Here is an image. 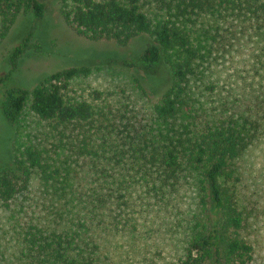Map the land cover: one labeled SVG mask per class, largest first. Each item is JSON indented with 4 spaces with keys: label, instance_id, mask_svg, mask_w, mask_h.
<instances>
[{
    "label": "trees",
    "instance_id": "obj_1",
    "mask_svg": "<svg viewBox=\"0 0 264 264\" xmlns=\"http://www.w3.org/2000/svg\"><path fill=\"white\" fill-rule=\"evenodd\" d=\"M59 1L89 41L149 37L123 61L142 101L155 94L147 81L162 85L157 67L170 81L145 111L72 96L91 67L8 87L27 42L15 49L0 76L3 114L20 126L31 113L48 144L35 137L0 173V204L15 206L13 250L0 264H131L166 221L183 241L174 264H256L239 185L243 157L264 139V0ZM27 13L44 19L47 5L0 0V43Z\"/></svg>",
    "mask_w": 264,
    "mask_h": 264
},
{
    "label": "rangeland",
    "instance_id": "obj_2",
    "mask_svg": "<svg viewBox=\"0 0 264 264\" xmlns=\"http://www.w3.org/2000/svg\"><path fill=\"white\" fill-rule=\"evenodd\" d=\"M47 5L44 19H36L33 14H21L9 35L0 43V76L13 70L12 54L19 46L28 47L17 63L8 87L32 89L45 77L73 67H91L90 78L75 82L71 86L72 96H84L96 105L115 108L130 105L136 111L146 110L156 102L167 88L169 73L164 66L157 67L156 77L161 79L158 87L154 80L147 81L149 90L155 89L152 98L142 101L132 80V72L124 66V59L136 57L148 46L149 37L138 39L123 47L114 41L92 42L76 34L65 23L60 12L59 0H43ZM1 23V21H0ZM29 39V40H27ZM27 40V41H26ZM154 81V82H153ZM155 83V84H154ZM0 88L2 91L7 86ZM156 85V86H155ZM2 91L0 93V173L12 168L15 156L21 147L35 140L48 144L43 135L45 123L27 112L19 126L9 123L2 111ZM94 91L102 92V99L95 101ZM242 182L239 185L241 202L250 215L246 229L256 256V264H264V139L257 142L243 157L241 163ZM38 185V182H34ZM34 192V190L32 191ZM190 200L186 196V201ZM15 206L6 209L0 204V263L13 250L15 242L13 226ZM171 221L163 222L159 232L152 233L149 250L132 255L131 264H174L182 251V236L170 228ZM13 225V226H12ZM144 246L143 242H138ZM127 251H132L130 242L123 243ZM137 245V243H136ZM121 254H119L121 260ZM5 262V261H4ZM3 262V263H4ZM2 263V264H3Z\"/></svg>",
    "mask_w": 264,
    "mask_h": 264
}]
</instances>
